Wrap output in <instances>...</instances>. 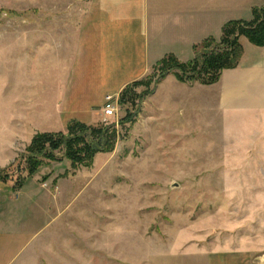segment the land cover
Listing matches in <instances>:
<instances>
[{
	"label": "rangeland",
	"instance_id": "1",
	"mask_svg": "<svg viewBox=\"0 0 264 264\" xmlns=\"http://www.w3.org/2000/svg\"><path fill=\"white\" fill-rule=\"evenodd\" d=\"M58 3L0 0V96L17 62L41 66V54L25 47L40 51L49 27L75 24L86 0L68 11ZM220 49L233 47L200 50ZM169 74L183 85L160 99ZM177 75L187 77L173 63L157 64L112 100L116 115L89 124V134L103 133L87 138L107 149L90 166L73 167L63 144L46 151L32 176L23 158L29 145L5 157L0 215L32 222L33 264H208L217 254L234 256L221 264H264V113H219L211 90L203 100V87L218 81ZM9 112L7 102L2 117ZM1 127L27 132L29 124Z\"/></svg>",
	"mask_w": 264,
	"mask_h": 264
},
{
	"label": "crops",
	"instance_id": "2",
	"mask_svg": "<svg viewBox=\"0 0 264 264\" xmlns=\"http://www.w3.org/2000/svg\"><path fill=\"white\" fill-rule=\"evenodd\" d=\"M58 1L68 11L77 0ZM262 7L264 0H86L75 24L65 20L56 29L49 27L40 51L25 47L41 54V66L17 62L11 70L9 87L4 85L0 96L9 99L10 106L8 116L2 117L7 102H0V164L8 154H16L19 145H30L38 133L65 131L71 122L99 121L107 98L117 100L164 58L193 60L196 46L208 39L220 41L227 23L250 21L253 11ZM239 42L237 66L223 70L216 84L203 87V100L208 105L211 90L219 113L263 114L264 45L246 36ZM181 85L169 74L156 97L168 98V91ZM2 120L29 127L27 132L11 127L3 131ZM22 220L0 215V264H33L35 233L32 222ZM226 257L234 256L217 254L208 264H221Z\"/></svg>",
	"mask_w": 264,
	"mask_h": 264
},
{
	"label": "trees",
	"instance_id": "3",
	"mask_svg": "<svg viewBox=\"0 0 264 264\" xmlns=\"http://www.w3.org/2000/svg\"><path fill=\"white\" fill-rule=\"evenodd\" d=\"M254 18L251 21H232L225 25L223 29V37L220 41L208 39L202 44L195 47L196 56L188 62H181L175 56L170 55L164 58L159 64L173 63L182 72L183 76H187L189 80L196 77L200 78L203 83L212 84L220 78L221 72L225 69L234 68L237 66L242 54V47L239 42L241 36H246L251 42L256 45H264V7L257 8L253 11ZM220 42L222 45H230L232 50L220 49L219 51H211L207 54L205 50L201 53V48L208 49L211 45H216ZM206 53V54H205ZM188 72H192L191 75ZM180 77L182 81H187V77ZM136 82L133 85H139ZM130 88V87H129ZM127 88L126 90H128ZM125 90V91H126ZM89 124L81 122H71L68 124V135L59 133H38L27 147L24 159H27L28 175L32 176L38 172L43 165V159L48 150H54L64 145L65 157L75 166H90L97 152L106 151L107 149L95 144V141L89 140L90 135L94 139V135L102 134L100 130L89 127ZM83 128H87L85 131ZM84 131L78 133L77 131ZM101 147V148H100ZM47 151V152H46Z\"/></svg>",
	"mask_w": 264,
	"mask_h": 264
},
{
	"label": "built area",
	"instance_id": "4",
	"mask_svg": "<svg viewBox=\"0 0 264 264\" xmlns=\"http://www.w3.org/2000/svg\"><path fill=\"white\" fill-rule=\"evenodd\" d=\"M112 100H113L112 98H107V101L105 103L104 115L106 117H111V116L116 115L117 108H116V106H115V104L113 103Z\"/></svg>",
	"mask_w": 264,
	"mask_h": 264
}]
</instances>
